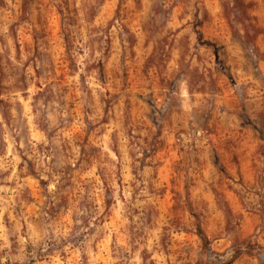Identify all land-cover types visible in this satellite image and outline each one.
<instances>
[{
	"label": "rangeland",
	"instance_id": "rangeland-1",
	"mask_svg": "<svg viewBox=\"0 0 264 264\" xmlns=\"http://www.w3.org/2000/svg\"><path fill=\"white\" fill-rule=\"evenodd\" d=\"M0 264H264V0H0Z\"/></svg>",
	"mask_w": 264,
	"mask_h": 264
},
{
	"label": "trees",
	"instance_id": "trees-1",
	"mask_svg": "<svg viewBox=\"0 0 264 264\" xmlns=\"http://www.w3.org/2000/svg\"><path fill=\"white\" fill-rule=\"evenodd\" d=\"M197 233H198L199 237L201 238V240L204 243H206L207 240H206L205 236L203 235L202 231L200 230V228H198Z\"/></svg>",
	"mask_w": 264,
	"mask_h": 264
}]
</instances>
